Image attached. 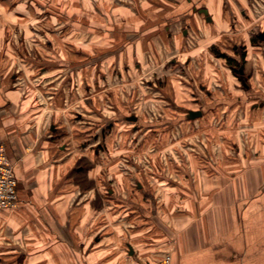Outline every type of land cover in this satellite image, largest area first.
Segmentation results:
<instances>
[{
  "label": "rangeland",
  "instance_id": "374dc122",
  "mask_svg": "<svg viewBox=\"0 0 264 264\" xmlns=\"http://www.w3.org/2000/svg\"><path fill=\"white\" fill-rule=\"evenodd\" d=\"M247 1L252 3L246 4L250 18H242L238 33L227 25L221 39L173 44L165 39L162 23L180 17L177 8L186 0H0V89L18 92L23 121L38 130L39 146L40 134H50L49 124L58 122L57 111L68 115L57 138L68 141L79 163L97 166L100 180L109 166L112 178H133L124 172L130 169L138 173L141 186L137 190L130 182L127 188L130 197L138 198V212L133 208L130 220L139 235L137 247L154 248L150 257L155 261L170 254L172 264L167 237L173 226H225L229 219L208 216L234 205L243 208L244 218L264 215V106L251 107L261 91H245L241 85L233 92L217 89L224 85L222 67H229L219 50L231 52L232 44L264 26V0ZM157 35L163 42H153ZM175 53L182 59L191 56L187 74L210 75L211 91L202 93L206 112L189 122L167 103L177 97L168 94V86L179 83L183 71L170 63ZM180 84L175 99L187 102L184 97H192L193 88ZM211 93L223 100L239 95L242 103L211 105ZM132 113L137 121L123 119ZM51 135L47 143L56 152L60 141ZM34 146H29L32 153ZM111 188L116 196L126 191ZM100 189V195H109V186ZM110 199L106 206L117 226L124 207ZM18 204L19 199L15 207L0 211ZM6 242V231L0 229L4 260Z\"/></svg>",
  "mask_w": 264,
  "mask_h": 264
},
{
  "label": "crops",
  "instance_id": "0c3cea01",
  "mask_svg": "<svg viewBox=\"0 0 264 264\" xmlns=\"http://www.w3.org/2000/svg\"><path fill=\"white\" fill-rule=\"evenodd\" d=\"M247 2L252 4L247 0H186V4L181 5L183 8H177L182 10L180 13L183 12L180 17L174 15L163 21L167 31L165 39L173 44L191 39H221L225 32L223 27L227 25H231L232 31L238 33L237 25L242 18L246 21L250 18ZM203 10L207 11V15ZM263 29L264 26L256 32H250L243 39L244 42L238 44L244 47V55L235 52L232 46L231 52H218L219 58L225 59L229 67H222L219 76L224 85L223 88L218 85L217 89L233 92L239 90L238 86L241 85L245 91H261L255 95L257 100L251 102L253 108L264 106V60L261 63L259 59H264V42L260 43L256 39V34ZM159 37L161 35L155 36L153 42H163ZM177 53L169 59L171 64L181 66L182 76L179 75V83L175 81L177 84L172 82L168 86V94L171 96V92L175 93L178 100L182 82L193 88L192 97L185 96L184 99H190L194 105L190 100L181 102L175 98L172 102L171 99L167 100V103L172 110L177 108L174 113L181 116L183 121L189 122L202 118L206 112L204 108L208 104L202 98V93L211 91L210 81L207 83L210 75L208 79L209 73L202 75L201 72L196 76L187 74L185 69L192 62L187 59L191 56L186 55L182 59L175 56ZM250 59L253 60L252 68ZM239 64H243L248 77L247 88L242 86L237 75L236 67ZM231 95L233 97V93ZM212 97L215 103L211 105L215 106H238V102L242 103L239 95L229 100L220 99L215 93ZM20 98L15 90L0 89V141L14 163L19 199L16 209L0 211V229H5L7 237L6 247L2 250L8 252L6 260L0 259V264H154L156 261L150 257L154 248L141 250L137 247L139 235L130 220L132 209L138 212V198L130 197L127 188L130 182L135 183L137 190L141 186L138 185V173L130 169V173L124 172L134 179L112 178L109 166L102 169L103 180H100L98 168H95L97 166L79 163L77 154L73 155V151H70L68 141L57 138L59 135L56 133L63 130V119L68 121V115L57 111L54 113L58 122L49 124L50 134H40V139H43L40 144L44 149L39 152L41 145L36 143L39 139L38 130L35 133L30 124L23 121ZM189 110L200 111L201 114L189 118ZM130 115H134L135 120L129 121L138 120L134 113L124 115L123 119L128 120L127 116ZM172 122L175 120H168V123ZM51 133L55 134L53 137L56 141H60L56 145V152L47 143ZM33 142L36 144L34 153L29 148ZM82 148L86 149L87 146L83 144ZM49 154L57 157L49 160ZM114 185L125 187L126 191L120 190L116 196L117 190L111 188ZM104 186H109L108 199L100 195V187ZM110 198L124 207L121 222L117 226H112L111 212L108 211L111 206H106ZM249 215L247 219L244 218L243 208L234 205L231 211L216 209L212 216H208L229 219L226 223L228 226H173L167 237V243L172 244V264H264V215L253 219H249ZM193 235L196 237L193 238ZM207 235L208 238L204 237Z\"/></svg>",
  "mask_w": 264,
  "mask_h": 264
},
{
  "label": "built area",
  "instance_id": "2783aa9c",
  "mask_svg": "<svg viewBox=\"0 0 264 264\" xmlns=\"http://www.w3.org/2000/svg\"><path fill=\"white\" fill-rule=\"evenodd\" d=\"M18 202L17 178L14 165L0 141V209L13 208ZM154 264H171V255L165 254Z\"/></svg>",
  "mask_w": 264,
  "mask_h": 264
},
{
  "label": "flooded vegetation",
  "instance_id": "af4514ba",
  "mask_svg": "<svg viewBox=\"0 0 264 264\" xmlns=\"http://www.w3.org/2000/svg\"><path fill=\"white\" fill-rule=\"evenodd\" d=\"M256 39L261 43V42H264V29L259 31L257 34H256ZM232 49L239 53V54H245V52L242 53V51H244V47H242V45H239L238 44H232ZM241 50V51H240ZM237 68V75L238 77L241 79V83H242V86L244 88H247L248 87V83L246 82V79L248 78L247 75L245 74V70L243 68V64H239Z\"/></svg>",
  "mask_w": 264,
  "mask_h": 264
},
{
  "label": "water",
  "instance_id": "95a60500",
  "mask_svg": "<svg viewBox=\"0 0 264 264\" xmlns=\"http://www.w3.org/2000/svg\"><path fill=\"white\" fill-rule=\"evenodd\" d=\"M203 12L207 15V11L206 10H203ZM208 19H209V17H208ZM200 114H201L200 111L189 110L188 117L189 118H194L196 116H199ZM127 119L128 120H135V116L134 115L127 116Z\"/></svg>",
  "mask_w": 264,
  "mask_h": 264
}]
</instances>
